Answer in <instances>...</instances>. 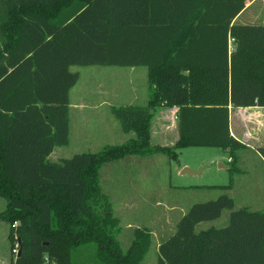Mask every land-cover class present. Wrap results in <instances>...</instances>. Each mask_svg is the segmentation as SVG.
<instances>
[{
	"label": "trees",
	"instance_id": "16d2710c",
	"mask_svg": "<svg viewBox=\"0 0 264 264\" xmlns=\"http://www.w3.org/2000/svg\"><path fill=\"white\" fill-rule=\"evenodd\" d=\"M251 1L0 0V219L10 224L11 249H21L11 264H147L150 230L136 228L122 247L100 181L107 162L176 160L178 149L214 146L241 171L230 105L264 106V23L237 22ZM74 65L145 66L148 99L110 108L134 136L52 161L70 141ZM163 105L179 107L173 145L151 142ZM257 151L264 158V146ZM235 205L226 192L192 204L161 241L156 264H264V209ZM226 208L225 226L196 229Z\"/></svg>",
	"mask_w": 264,
	"mask_h": 264
},
{
	"label": "rangeland",
	"instance_id": "374dc122",
	"mask_svg": "<svg viewBox=\"0 0 264 264\" xmlns=\"http://www.w3.org/2000/svg\"><path fill=\"white\" fill-rule=\"evenodd\" d=\"M248 5L237 18V22L264 23V0H253ZM71 69L80 74L78 82L72 89H109L111 92L118 89L122 91L118 102L142 103L147 100L149 83L145 66L74 65ZM115 97L113 95V98ZM113 98L111 99L116 101ZM115 121L119 123L117 119ZM154 124L152 121L151 130L155 131ZM114 126L115 124H110L109 127L113 129ZM92 128L95 130L97 127ZM247 128L248 125L244 124L236 126L240 133L248 131ZM114 130L116 131V126L111 133H97L94 139L73 138L69 144L57 147V152L49 155V159L57 161L63 156L70 157L76 152L97 151L104 144L124 142L135 135L134 132L126 133L122 129L120 134L116 135ZM151 142L161 143L163 137L154 133ZM177 151L176 160L165 154H155L145 158L130 155L107 162L101 168V185L109 196L112 210L122 226L119 239L123 249L127 250L130 246L136 228L142 227L151 231V246L144 259L147 264L157 263L159 243L176 230L181 215L195 202L213 199L226 192L234 197L235 208L248 206L253 210L264 209V158L254 146L239 150L238 166L241 171H231L221 167V163L230 166V157L220 147L188 146ZM137 167L148 168L150 173L136 175L133 173L136 170L133 169ZM185 168L190 169L191 172H184ZM140 176L153 178L149 179L151 181L141 180V182L128 180ZM231 182L233 187L230 189L209 186ZM134 191L150 194L144 198L140 194L141 197L131 200L132 206L122 204L123 201L129 202V197L126 200L114 199L118 193H127L130 196ZM3 203H6V200L0 197L1 211L4 207H1ZM230 212L231 210L226 208L219 217L199 222L196 229L199 231L211 226H225ZM5 222L10 230V224ZM4 227L5 225L3 227L0 225V248L7 245L6 236L4 237L2 233ZM15 248L19 249L18 243L11 249L14 255Z\"/></svg>",
	"mask_w": 264,
	"mask_h": 264
},
{
	"label": "crops",
	"instance_id": "0c3cea01",
	"mask_svg": "<svg viewBox=\"0 0 264 264\" xmlns=\"http://www.w3.org/2000/svg\"><path fill=\"white\" fill-rule=\"evenodd\" d=\"M110 92L111 91L109 89H71L70 91V141L69 143L73 140V138H77V137H84V138L91 137V139H94V136L97 133H100V132L111 133V131L115 128V126H116V131L115 130L114 131L116 135L120 134V131H121L120 123H117V121H115L116 119H114L110 108L112 105H122V104H130V103L134 104L136 102H133V101L126 102V103L118 102L122 91L120 92L117 89L114 92H111V93ZM108 93H110L109 96H108ZM113 95H115L117 98L116 97L113 98ZM147 95H148V92H147ZM111 98L116 99V101H113ZM146 101L142 103H138V104L146 103ZM178 112H179L178 106L163 105L156 109L154 116L152 118V121H154L155 123L154 124L155 131L151 130V138L153 137L154 133L156 135L159 134L161 135V137H163V142L154 143V144L173 145L178 140L179 138ZM152 121H151V124H152ZM110 124H115L113 129L109 127ZM242 124L248 125V128H247L248 131H244L243 133H240L238 129H236L237 125H242ZM93 126H96L97 128L94 130L92 128ZM230 129H231L232 135L244 145L241 149L254 146V148L257 150L258 147L264 146V106H261V105L232 106L230 105ZM252 143L254 144L252 145ZM57 147L59 146H56L54 150L50 153V155L53 152H57L56 151ZM135 156H138V155H135ZM65 157L66 156H63L62 158H65ZM138 157L145 158L147 156H138ZM221 165H225V164L221 163ZM133 170H136V172H133L136 175H146L150 173L149 172L150 169L145 168V167H141V168L137 167L136 169H133ZM150 178H151L150 176L149 178L140 176L137 178L132 177L128 180L141 182V180L151 181L153 177L151 178V180H149ZM140 194L144 198V197H148L150 193L148 194L147 192H137L136 193L134 191L133 194H130L129 196L127 193L121 192L117 194V197L114 196V199L115 201L119 198H123L124 200H126L129 197L130 201L129 202L123 201L122 204L125 206H132L131 200H134L137 197H141ZM5 204L6 203H3L1 205V207L4 206L2 210L5 208ZM0 225L2 227L5 225L4 231L2 230V233L4 234V237L6 236V239H7V245L4 246V248L3 247L0 248V264H11L13 255L11 253V246L9 244V238H8L9 226H7L6 222L2 219H0Z\"/></svg>",
	"mask_w": 264,
	"mask_h": 264
},
{
	"label": "water",
	"instance_id": "95a60500",
	"mask_svg": "<svg viewBox=\"0 0 264 264\" xmlns=\"http://www.w3.org/2000/svg\"><path fill=\"white\" fill-rule=\"evenodd\" d=\"M221 167H224V168H227V169L230 168L229 165H221ZM184 172H191V170L188 169V168H185ZM18 241L20 242V239H18ZM20 252H21V249L18 250V255L20 254Z\"/></svg>",
	"mask_w": 264,
	"mask_h": 264
},
{
	"label": "built area",
	"instance_id": "2783aa9c",
	"mask_svg": "<svg viewBox=\"0 0 264 264\" xmlns=\"http://www.w3.org/2000/svg\"><path fill=\"white\" fill-rule=\"evenodd\" d=\"M18 250H19V249H17V248L14 249V251H15L16 253H18Z\"/></svg>",
	"mask_w": 264,
	"mask_h": 264
}]
</instances>
